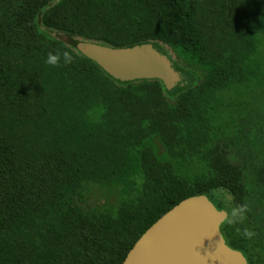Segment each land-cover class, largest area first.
I'll return each mask as SVG.
<instances>
[{
  "label": "trees",
  "instance_id": "obj_1",
  "mask_svg": "<svg viewBox=\"0 0 264 264\" xmlns=\"http://www.w3.org/2000/svg\"><path fill=\"white\" fill-rule=\"evenodd\" d=\"M261 36L264 0H0V264H122L199 194L227 212L226 244L264 264V151L239 153L221 113L223 92L259 81ZM87 42L168 47L182 80L115 79ZM94 186L115 201L89 205Z\"/></svg>",
  "mask_w": 264,
  "mask_h": 264
},
{
  "label": "water",
  "instance_id": "obj_2",
  "mask_svg": "<svg viewBox=\"0 0 264 264\" xmlns=\"http://www.w3.org/2000/svg\"><path fill=\"white\" fill-rule=\"evenodd\" d=\"M78 50L121 81L158 79L171 90L182 80L176 64L158 46L87 42ZM226 217L227 212L217 209L206 195L186 197L140 235L122 264H248L222 236L220 225Z\"/></svg>",
  "mask_w": 264,
  "mask_h": 264
},
{
  "label": "rangeland",
  "instance_id": "obj_3",
  "mask_svg": "<svg viewBox=\"0 0 264 264\" xmlns=\"http://www.w3.org/2000/svg\"><path fill=\"white\" fill-rule=\"evenodd\" d=\"M55 35V32H51ZM254 59L260 64L262 75L259 81L242 85L237 89H230L221 94L223 105L222 118L229 121L234 128V135L241 142L240 151L243 155L256 156L258 151H264V37L261 36ZM173 58L172 51L165 48ZM231 132V131H230ZM239 147V146H237ZM248 157V158H249ZM252 159V158H250ZM257 160H253L255 164ZM114 194L105 188L94 186L88 197V204L103 206L113 200ZM226 200H230L228 194ZM259 209L264 211V201L259 204Z\"/></svg>",
  "mask_w": 264,
  "mask_h": 264
},
{
  "label": "clouds",
  "instance_id": "obj_4",
  "mask_svg": "<svg viewBox=\"0 0 264 264\" xmlns=\"http://www.w3.org/2000/svg\"><path fill=\"white\" fill-rule=\"evenodd\" d=\"M71 59H72V57L70 54L64 53V63L71 62ZM58 60H59V56H52L51 54H49L46 62L49 64H52V65H56ZM238 218H239V213H238V211L234 210L232 213V221H230V222H235V220H237ZM243 235L245 238L251 239L255 235V233L253 231L245 229L243 232Z\"/></svg>",
  "mask_w": 264,
  "mask_h": 264
}]
</instances>
